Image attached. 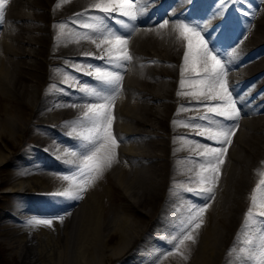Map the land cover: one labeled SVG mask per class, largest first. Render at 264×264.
<instances>
[{
  "label": "bare ground",
  "instance_id": "obj_1",
  "mask_svg": "<svg viewBox=\"0 0 264 264\" xmlns=\"http://www.w3.org/2000/svg\"><path fill=\"white\" fill-rule=\"evenodd\" d=\"M96 2L7 0L0 22V241L23 264H260L264 0H233L223 19L210 21L217 0H139L127 9L136 12L139 27L126 46L133 59L111 107L115 161L86 185L83 199L56 198L49 194L74 191L82 182L73 172L85 151L78 134L87 125L79 122L91 98L80 89L102 87L86 74L92 71L86 65L117 71L105 63L110 45L83 26L95 23L94 16L104 17L92 7ZM141 5H147L142 13ZM111 17L103 19L104 26L127 35L117 23L127 18L118 12ZM164 20L169 24L159 28ZM178 21H205L202 35L211 49L220 55L234 49L227 80L241 118L212 200L188 189L200 186L205 159L196 142L220 145L184 125H207L199 117L212 114L196 105L220 101L177 96L197 90L180 88L187 40L174 27ZM85 32L94 39H83ZM73 62L83 71L74 70ZM185 78L200 77L186 71ZM182 106L188 110L180 111ZM65 175L72 179L64 180ZM206 205L201 227L192 232L196 242L181 244L194 210ZM46 218L53 219L51 226L34 223Z\"/></svg>",
  "mask_w": 264,
  "mask_h": 264
},
{
  "label": "snow or ice",
  "instance_id": "obj_2",
  "mask_svg": "<svg viewBox=\"0 0 264 264\" xmlns=\"http://www.w3.org/2000/svg\"><path fill=\"white\" fill-rule=\"evenodd\" d=\"M138 2L139 0H97V2L92 5L99 13H103L104 17L94 16L92 19L95 20V23L84 24L83 26L91 29L93 33H97L101 39V44L110 45L109 48L105 49L107 54L105 63L110 66L111 69H116L117 71L108 68L102 69L98 65H86L87 68L92 69L91 72H87L86 74L94 76L102 87H99L95 91L88 87H82L80 89L81 92L85 93L86 97L91 98L86 99V111L84 112L83 120L79 122L82 125L86 122L87 125L84 127V130L78 134L82 141L81 147L85 149V151L81 154L82 158L80 163L73 172V176L79 177L82 182L75 184L74 191L51 193L49 194L50 196L56 198L63 197L65 199L77 201L83 199L81 193L86 190V185L91 184L96 178L101 176L115 161L114 149L118 147V139L113 135L112 131L113 116L111 107L116 98L120 95L124 72L133 59L128 53L126 46L129 38L137 31L139 26L135 23L137 20L136 12L127 9H134ZM152 2L156 3L157 0H152ZM232 2L233 0H217V5H219V7L216 8L214 14L209 18V21L215 18L223 19L226 15V4ZM236 2H238V0H236ZM185 3L191 4L192 0H185ZM6 5L7 0H0V22H3ZM113 5H115V7ZM57 7H59V5H57ZM145 7H147V5H141L139 11L142 13ZM114 12H118L119 16L127 18L126 20H117V23H120L126 30L127 35L117 34L104 26L103 19L112 18L111 14ZM73 22L75 23L76 21L74 20ZM173 23L175 29L187 40V51H185L183 55L184 65L181 67L180 88L183 89L187 84L189 87L197 89L191 92L178 91L177 96L186 95L192 97L194 100H199L203 97L209 101H220V103L217 104L196 105V107H205L207 113L212 114L199 117L202 121L206 120L208 122L207 125L192 123L191 121L184 125L197 129L199 135L205 136L206 139L212 140L220 145L219 147H214L196 142V147L203 149L199 154L205 159L204 162L200 164L201 173H198V175H200V186L198 188L188 189L193 195H204L208 200H212L215 198L213 189L219 179L220 166L224 164L227 146L232 143L231 137L235 134V129L238 128V122L241 118V111L237 107L238 98L234 96L233 90L227 80L228 73L231 71L229 67L231 62L230 57H232L234 49L231 51L228 50L223 55H220L218 49H211L209 42L204 38V35H202V33L208 30L205 21L199 24L189 23L187 21ZM168 24L169 21L164 20L159 23L158 27L165 28ZM58 27L63 29L65 25L61 23ZM82 38L94 39L93 37H89L87 32L83 34ZM101 44H98L97 47H101ZM117 51L120 52V55H115ZM85 55L90 54L85 53ZM98 59H104V56L98 57ZM73 67L76 71H83L80 62H73ZM186 71H191L200 78H185ZM68 79L69 77L66 76L65 82H67ZM70 106L75 107L76 104L73 103ZM187 110L188 108L184 106L180 109V111ZM216 117L222 119H215ZM227 121H233V123H226ZM177 123L176 120L172 121L173 125ZM72 131L76 132V129L73 128ZM187 143H192V141L188 140ZM69 154L72 156L77 155L75 151ZM67 163H71V161ZM203 173H207V175H203ZM63 179L70 180L72 177L65 175ZM261 183L264 184V181H261ZM205 184L209 186L204 187L203 185ZM257 187L259 188V185ZM262 199H264V197H262ZM252 201L255 205L257 201L255 194L252 196ZM261 207H264V203L261 204ZM206 209L207 205L194 210L189 220V224L192 225L191 230L180 240L181 244L185 240L191 241L192 243L196 242L192 232L201 227L202 217ZM248 215H252L251 211H249ZM260 215H264V213ZM59 219L62 220L63 217H59ZM34 223L51 226L53 219H37ZM261 223H264V221ZM259 255L262 257L260 264H264V243L261 245Z\"/></svg>",
  "mask_w": 264,
  "mask_h": 264
},
{
  "label": "rangeland",
  "instance_id": "obj_3",
  "mask_svg": "<svg viewBox=\"0 0 264 264\" xmlns=\"http://www.w3.org/2000/svg\"><path fill=\"white\" fill-rule=\"evenodd\" d=\"M0 264H23V260L13 254L6 243L0 241Z\"/></svg>",
  "mask_w": 264,
  "mask_h": 264
}]
</instances>
